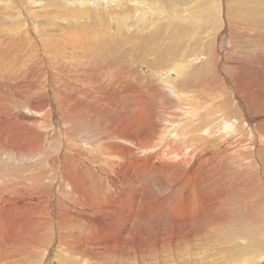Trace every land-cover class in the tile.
I'll return each mask as SVG.
<instances>
[{
	"label": "bare ground",
	"instance_id": "6f19581e",
	"mask_svg": "<svg viewBox=\"0 0 264 264\" xmlns=\"http://www.w3.org/2000/svg\"><path fill=\"white\" fill-rule=\"evenodd\" d=\"M23 1L43 5L18 2V25L0 15L11 24L0 28V264H121L116 244L171 248L208 228L212 244L232 246L230 264L264 262V65L242 66L238 51L226 73L216 52L208 76L200 44L216 27L235 45L259 39L262 4L223 13L221 0H51L49 25L75 22L53 34ZM187 12L198 24L179 25ZM122 25L139 33L135 59L121 50ZM66 51L81 60L67 67Z\"/></svg>",
	"mask_w": 264,
	"mask_h": 264
},
{
	"label": "rangeland",
	"instance_id": "374dc122",
	"mask_svg": "<svg viewBox=\"0 0 264 264\" xmlns=\"http://www.w3.org/2000/svg\"><path fill=\"white\" fill-rule=\"evenodd\" d=\"M1 1V8H0V15H6L7 16V14H11L12 16L10 17V19H14V21H16V24L18 25V24H20L18 21H19V19L17 18V16H19L20 15V12L21 11H23V8L20 10V7L18 6V2H20L21 3V1L22 0H15V2H16V5H14L13 3H11V1H9L10 3H8L7 4V9H5V3H4V0H0ZM61 1V2H60ZM67 2H68V0H66ZM66 1H64V0H59V2L61 3V6L63 5L62 4V2H66ZM74 2L75 4H76V7H75V5H74V8H79V2H80V0H69V2ZM77 1V2H76ZM92 0H89V2H91ZM112 0H108L107 2H106V4H108V6H107V8H110L111 7V4L112 3H116V5L117 6H119V3L118 2H116V0L115 1H113V2H111ZM142 2H144L143 0H141ZM206 4H208V5H211V6H214L215 7V0H211L212 1V3L211 2H208V1H206V0H203ZM246 1V0H245ZM244 0H221L220 2H222L223 4H224V6H223V9H222V12L223 13H226L228 10H233V11H236V10H239L240 8V6H245L244 8H242L241 10H240V12H242V10H244L245 8H250V7H252V8H259L260 6H259V4H262V6H261V11L259 12V14H261V15H263V17H264V0H248V1H246L245 2ZM40 2H42L43 3V5H46L47 3H51V5H50V7L48 6V7H44L43 5H42V7L40 6H38L37 4H30V3H27V2H25V1H23L22 3H24L23 4V7L24 8H26L27 9V11L29 12V13H31V15H30V20L31 19H33L35 22H37V19L39 18V22H45V26L48 28V29H53V34H56V33H63L64 31H71V30H73L72 29V27L71 26H73L74 24H75V22H72L71 24H70V22H68V21H61L60 23H58V25H56V26H54V27H52L51 26V24L49 25L48 24V20H49V16H47L48 15V12L49 11H53V7L54 6H57V5H53V2H51V0L50 1H48V0H38L37 1V3H40ZM262 2V3H261ZM4 3V4H3ZM46 3V4H45ZM216 3H219V2H217L216 1ZM99 4H101V3H97L96 4V6H98ZM110 4V5H109ZM242 4V5H241ZM36 5V6H35ZM17 6V7H16ZM26 6V7H25ZM78 6V7H77ZM105 6V5H104ZM104 6H98V7H104ZM216 6H217V4H216ZM221 6V5H220ZM228 6V7H227ZM254 6H258V7H254ZM12 7H14V8H12ZM16 7V8H15ZM97 7V8H98ZM217 7H219V6H217ZM69 8H73V5H71V6H67V7H65V9L66 10H63L62 11V9L61 8H58V9H61L59 12L61 13V14H64ZM224 8H227V9H224ZM229 8H231V9H229ZM46 11H44V10ZM50 9V10H49ZM58 9H56V10H58ZM20 10V11H19ZM7 11H12V13H8ZM217 11H218V9H217ZM246 11H247V9H246ZM95 11H92V15L93 16H97L98 14H96V13H94ZM97 12V11H96ZM120 13H119V17H121V18H124V19H127L126 17H125V12L124 11H119ZM124 12V13H123ZM24 13H25V10H24ZM24 13H21V16H23L24 15ZM107 13V12H106ZM105 13V14H106ZM47 14V15H46ZM101 14V16L104 18V20H105V16H104V12H101L100 13ZM99 14V15H100ZM38 17H37V16ZM77 15H79V17L81 18V15L80 14H77ZM76 15V16H77ZM110 15V14H109ZM187 15L190 17V19H189V21L190 22H192V24L189 22V21H184V23H179V25L180 26H182V25H186L187 24V26H188V24L189 25H196V24H198L197 23V21H195V18H193L192 17V13L191 12H187ZM20 16V17H21ZM16 18V19H15ZM65 18H67V19H70V20H72L73 18L74 19H79L78 17H75V16H70V17H65ZM72 18V19H71ZM95 19H97V17H94ZM8 18H5V20L6 21H9V20H7ZM223 19H224V17H223ZM175 19H173V21H174ZM192 20H194V22L192 21ZM109 21L110 22H108V26H109V28H111V34L113 35V33L115 34V30L116 29H118L117 27H115L116 25V23H113L112 21H111V18L109 19ZM129 21V20H128ZM175 22H176V20H175ZM207 22H208V24L209 25H211V23H212V19H208L207 18ZM64 23V24H63ZM0 25H1V29H6V28H8L11 24L10 23H7V22H1L0 21ZM62 25V26H61ZM68 25V26H67ZM115 25V26H114ZM51 26V27H50ZM113 28H112V27ZM143 26V25H142ZM212 26V25H211ZM61 27H63V28H65V30H62V28ZM120 27H124L123 29H121L120 30V34H122V35H124L121 39H120V42L122 43V47H121V50L122 51H126V52H128V53H130L133 57H132V59H135V58H137L136 56L138 55V53H139V50L138 49H136L135 47H137L136 46V41H137V39H134L133 38V36L132 35H136V34H138L139 35V33H138V31L136 30L137 28H134L133 26H130V27H128V26H124V25H122V26H120ZM141 27V26H140ZM150 27V28H149ZM149 27H142V32H144V35H146L147 37H151L153 34H154V32L156 31L155 30V25L153 24V25H150ZM71 28V29H70ZM74 28V27H73ZM0 29V30H1ZM113 29V30H112ZM149 29V30H148ZM198 29V28H197ZM136 30V31H135ZM148 30V31H147ZM199 30V29H198ZM216 30V31H215ZM262 30H263V32H262ZM2 31V30H1ZM218 31V29H217V27L214 29V32L212 31L211 33H213L211 36H212V38H211V36H209V37H206L204 40H206L205 42H204V40H202V42H200V44H203V48H202V50H201V52H202V54H204L205 55V61L204 62H206V63H204L203 64V69L202 70H204L203 72H204V74H206V75H208V76H210L211 74H212V72L216 69V63L214 62V59H213V56L216 54V52H220V56H223L224 58H225V60H227V62L226 61H224L222 64H221V66H222V70H226V73H229V72H231L232 71V68H233V66H235V65H238L239 63H237L236 61H237V57H239L238 55L239 54H241L242 52V55L245 57L243 60L241 59V58H238L239 59V61L242 63V66H251L252 64H253V62H254V60H251V56L252 57H255V62H254V65H252V66H255V67H257L256 65H258L259 66V64H260V66L262 67L263 65H264V29H261V30H259V35L262 37H260L259 36V39H257L256 38V36H254V40H250L248 43H243V44H241V43H236V45L235 44H233L234 43V38H232L231 36H229V35H218V34H216V32ZM261 31V32H260ZM131 32V33H130ZM152 35H151V34ZM132 34V35H131ZM229 34V33H228ZM134 35V36H135ZM151 35V36H150ZM216 35V36H215ZM52 37H53V35H52ZM101 37H103V35H101ZM232 38V39H231ZM223 39V40H222ZM138 40H139V38H138ZM155 40V39H154ZM236 40V39H235ZM144 41V40H143ZM143 41H141V42H143ZM156 41V40H155ZM204 42V43H203ZM232 42V43H231ZM134 43V44H133ZM156 43H159V44H163L164 46H167L169 43L165 40V41H163V40H159V42H157L156 41ZM156 43H154V44H156ZM208 43V44H207ZM231 43V44H230ZM153 44V43H152ZM210 44H211V46H210ZM253 44V45H252ZM128 45H130V46H128ZM132 45V46H131ZM217 45V46H216ZM238 45V46H237ZM258 45H259V47H258ZM133 46H134V48H133ZM204 46H205V48H204ZM206 46H208V47H206ZM125 47H126V49H125ZM224 47V48H223ZM133 49L135 50V51H133ZM189 49H192V48H189ZM193 50V49H192ZM205 50V51H204ZM262 50V51H261ZM78 51H79V53L80 54H83V52L80 50V49H78ZM236 51V52H235ZM241 51V53H239V52ZM259 53H258V52ZM68 52H70L69 54H68ZM156 52V51H155ZM237 53V54H236ZM239 53V54H238ZM260 53H261V55H260ZM263 53V54H262ZM63 54V57H64V59L62 60V58L63 57H58L57 55V58L59 59L58 61H60L61 63H64L65 61H66V64H67V67H69L71 64H73V65H75L76 63H77V61H80L81 60V58L77 55V57H76V55L73 53V52H71V51H66V53H65V55H64V53H62ZM137 54V55H136ZM208 54V55H207ZM210 54V55H209ZM233 54H235V55H233ZM254 54H255V56H254ZM257 54V55H256ZM74 55V56H73ZM70 56H72L71 58H70ZM231 56H233L232 58H231ZM261 58V60H260V58ZM234 57H236V61H233V60H231V59H235ZM250 57V58H249ZM73 58H75L74 60H72ZM61 59V60H60ZM66 59V60H65ZM209 59V60H208ZM72 62H71V61ZM83 60V59H82ZM229 60V61H228ZM259 60V61H258ZM68 61V62H67ZM70 61V62H69ZM76 61V62H75ZM232 61V62H231ZM261 61V62H260ZM75 64H74V63ZM233 62H235V64L233 63ZM250 64H249V63ZM226 63H228V64H226ZM231 65H230V64ZM233 63V64H232ZM237 63V64H236ZM247 63V64H246ZM252 63V64H251ZM125 64H126V62H125ZM256 64V65H255ZM262 64V65H261ZM61 64H57V66H60ZM69 65V66H68ZM72 65V66H73ZM226 66H227V68H226ZM71 67V66H70ZM215 67V68H214ZM61 68V67H60ZM57 70H59L58 68H56ZM228 69V70H227ZM60 71V70H59ZM262 71H264V66H263V69H262ZM236 205V204H235ZM235 205H233L231 208H235ZM244 213H245V210H244V208H242V209H236V210H234V212H233V214L236 216V217H242L243 215H244ZM150 225V224H149ZM149 225L147 224L145 227L146 228H148V229H151L152 227H151V225H150V228H149ZM148 226V227H147ZM145 228V231H148V229H146ZM144 230V229H143ZM207 230H211L210 228H208ZM206 230V231H207ZM202 232V233H200V232H191L190 231V233H189V235L191 236V239H190V236L189 235H187V234H184V233H182L183 234V237L181 236V241H180V239L178 240V241H176V243L174 242L173 243V245H170L171 246V248L169 247V245L168 244H163V243H160V244H157V247H154L153 246V244H143V247H140V245H139V247H140V249L138 248V244H133V243H131V244H129V245H126L125 246V244L123 245V246H120V244H116V247H117V249L119 248V249H121V248H125V250H126V253L124 254V257H125V259H124V257L122 256V258H121V264H124V263H126V264H139V263H137V262H139L140 261V264H200V263H204V264H230V262H228V260H227V257H228V254H229V250L232 252L233 251V249H232V246H230V244H228L229 246H227L226 244L224 245V243H221V242H218L217 240L215 241V239H214V243L215 242H217L218 243V245H217V243L216 244H212L211 243V237H206V234H207V232ZM150 233H155V232H150ZM200 233V234H199ZM192 234H193V237H194V239H193V237H192ZM204 234V235H203ZM187 235V236H186ZM185 236V237H184ZM205 236V237H204ZM187 237H189V238H187ZM186 238V239H185ZM196 238V239H195ZM185 239V240H184ZM199 239H201V241L199 240ZM205 239H206V243H204L205 242ZM185 242H184V241ZM196 240V241H195ZM203 240V241H202ZM182 243V245H181V243ZM186 241H188V242H186ZM192 241H193V243H192ZM199 241V242H198ZM200 242H202V243H200ZM184 243H185V245H184ZM195 243V244H194ZM221 244V245H220ZM134 245V246H133ZM152 245V246H151ZM180 245V246H179ZM192 246V247H189V246ZM195 245V247H193ZM222 245H223V247H222ZM134 247V249H135V251H134V249H133V247ZM183 248H182V247ZM186 246V247H185ZM221 246V247H220ZM131 247V248H130ZM179 247V248H178ZM208 247V248H207ZM210 247V248H209ZM212 247V248H211ZM260 247V246H259ZM154 248V249H153ZM198 248V250H196ZM220 248H222V249H220ZM146 249H148V250H146ZM150 249H152L151 251H150ZM157 249V250H156ZM172 249H173V251H172ZM175 249V250H174ZM183 249H185V250H183ZM188 249V250H187ZM205 249V250H204ZM130 250V251H129ZM139 250H140V252H139ZM168 250V251H167ZM186 250H187V252H186ZM196 250V251H195ZM202 250H204V251H202ZM260 250V251H259ZM257 249V247H256V252H257V257L256 258H258V257H260L261 255H262V253H264V249L262 248V249ZM131 251H132V253H131ZM150 251V252H149ZM160 251V252H159ZM162 251V252H161ZM201 251V252H200ZM217 251V252H216ZM242 251V252H241ZM135 252H136V254H135ZM167 252V253H166ZM169 252V253H168ZM178 252V253H177ZM185 252V253H184ZM189 252V253H188ZM191 252V253H190ZM204 252V253H203ZM206 252V253H205ZM208 252V253H207ZM210 252V253H209ZM230 252V253H231ZM262 252V253H261ZM139 253V254H138ZM150 253V254H149ZM176 253L178 254V255H176ZM240 253H241V255H245V250H243L242 248H241V250H240ZM261 253V254H260ZM131 254H132V256H131ZM153 254V255H152ZM173 254V256H171ZM190 254H191V256H190ZM140 255V256H139ZM149 255V256H148ZM155 255H157V256H155ZM168 255V256H167ZM188 255V256H187ZM217 255V256H216ZM166 256V257H165ZM178 256H180V257H177ZM197 258H196V257ZM201 256V257H200ZM208 256V257H207ZM239 256H240V254H234L233 256H232V258H233V261L234 260H238V258H239ZM140 257V258H139ZM165 257V258H164ZM168 257H170V258H168ZM190 257V259L188 260V258ZM128 258H130V259H128ZM139 258V259H138ZM157 258H159V260L160 261H158V259ZM161 258V259H160ZM164 258V259H163ZM168 258V259H167ZM173 258V259H172ZM176 258L178 259V260H176ZM182 258V259H181ZM210 258V259H209ZM249 258H250V256H249ZM134 259H135V261H134ZM154 260V261H152V260ZM156 259H157V261H156ZM170 259H172V261L170 260ZM181 259V260H180ZM186 259V262L184 261ZM192 259V260H191ZM195 259L196 260H198V261H195ZM129 260H130V262H129ZM141 260H144V261H141ZM148 260V261H147ZM164 260H166V262H164ZM170 260V261H169ZM183 260V261H182ZM191 260V262H189ZM202 261V262H201ZM207 261V263H205ZM224 261V262H223ZM158 262V263H157ZM162 262V263H161ZM185 262V263H184ZM188 262V263H187ZM209 262V263H208ZM225 262H228V263H225ZM252 264H264V262H262V263H260V262H257L256 260H253V262H252Z\"/></svg>",
	"mask_w": 264,
	"mask_h": 264
}]
</instances>
